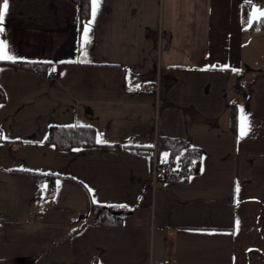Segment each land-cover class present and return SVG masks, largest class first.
Returning <instances> with one entry per match:
<instances>
[{
    "label": "crops",
    "instance_id": "1",
    "mask_svg": "<svg viewBox=\"0 0 264 264\" xmlns=\"http://www.w3.org/2000/svg\"><path fill=\"white\" fill-rule=\"evenodd\" d=\"M245 2L256 20L264 0H92L82 47L74 0H9V55L73 64L0 66V264H264V30L242 23ZM53 125L92 127L97 145L56 151ZM163 136L201 149L197 174L151 178ZM32 173L57 175L42 214ZM93 204L121 224L92 223Z\"/></svg>",
    "mask_w": 264,
    "mask_h": 264
},
{
    "label": "trees",
    "instance_id": "2",
    "mask_svg": "<svg viewBox=\"0 0 264 264\" xmlns=\"http://www.w3.org/2000/svg\"><path fill=\"white\" fill-rule=\"evenodd\" d=\"M92 0H80L77 3L79 16V31L87 24L91 17ZM251 4L245 2L242 7V23L252 30H264V17L251 21L249 25V15ZM71 62L54 63L50 61H26V60H0V66H9L14 69H23L33 72L45 78H56L60 72ZM235 90L238 94L244 90L241 80L234 82ZM4 100V93L0 89V102ZM240 96L230 102V130L235 133L237 129L238 117L240 114ZM44 143L51 145L56 151H70L78 148H91L97 145L95 131L89 126H50ZM158 153H164L165 162L174 168L179 178L187 179L200 171L202 151L193 146L188 140L180 137H160L156 144ZM24 171V170H21ZM25 172H28L25 170ZM33 175V201H40L41 204L49 206L54 202L56 174L32 173ZM92 223L99 226H118L122 222V217L109 209H102L101 206L93 204L91 208Z\"/></svg>",
    "mask_w": 264,
    "mask_h": 264
},
{
    "label": "snow or ice",
    "instance_id": "3",
    "mask_svg": "<svg viewBox=\"0 0 264 264\" xmlns=\"http://www.w3.org/2000/svg\"><path fill=\"white\" fill-rule=\"evenodd\" d=\"M94 5L98 6V0H93ZM8 6H9V0H2V4H0V33L4 31L3 28V21L4 17L8 11ZM95 16V8L93 10V17ZM260 17H264V10L259 11V16H254L253 19H259ZM91 23V22H90ZM90 23L89 25H86L84 28V43L82 44V47L86 45L89 42V36L88 33L90 31ZM249 25L251 26V21L248 22ZM10 49L8 48V45L6 41L0 40V60H14L15 57L9 55ZM86 55V53H85ZM87 62V61H84ZM215 67V66H213ZM225 68L228 66L225 65ZM235 71V69H234ZM249 130V126L247 123V117H242V124H241V136L247 135V132ZM99 142H103L98 140ZM94 203L96 202L95 200L93 201ZM121 207H124V205H121Z\"/></svg>",
    "mask_w": 264,
    "mask_h": 264
},
{
    "label": "built area",
    "instance_id": "4",
    "mask_svg": "<svg viewBox=\"0 0 264 264\" xmlns=\"http://www.w3.org/2000/svg\"><path fill=\"white\" fill-rule=\"evenodd\" d=\"M75 3H79L80 0H74ZM147 90V86L145 84H140L138 91L140 93H144ZM150 175L151 178L155 180H160L164 183H174L179 180V176L174 168L168 165L166 162L160 161L157 156L156 151L153 152L152 161L150 165ZM33 204L39 206V208L32 213L34 214H42L44 212L43 207L41 206L40 201H33Z\"/></svg>",
    "mask_w": 264,
    "mask_h": 264
},
{
    "label": "rangeland",
    "instance_id": "5",
    "mask_svg": "<svg viewBox=\"0 0 264 264\" xmlns=\"http://www.w3.org/2000/svg\"><path fill=\"white\" fill-rule=\"evenodd\" d=\"M262 7H264L263 4H260V2H259L254 9L253 15L259 16V11L263 9ZM147 90H148V88H147ZM245 93H246V89L244 88V90L241 91V94L245 95Z\"/></svg>",
    "mask_w": 264,
    "mask_h": 264
},
{
    "label": "water",
    "instance_id": "6",
    "mask_svg": "<svg viewBox=\"0 0 264 264\" xmlns=\"http://www.w3.org/2000/svg\"><path fill=\"white\" fill-rule=\"evenodd\" d=\"M122 214L121 212H119V215Z\"/></svg>",
    "mask_w": 264,
    "mask_h": 264
}]
</instances>
